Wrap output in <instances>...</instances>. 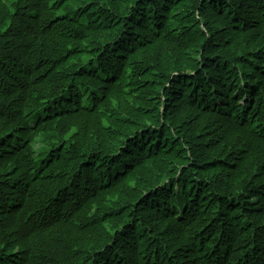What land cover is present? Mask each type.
Segmentation results:
<instances>
[{
    "label": "trees",
    "instance_id": "16d2710c",
    "mask_svg": "<svg viewBox=\"0 0 264 264\" xmlns=\"http://www.w3.org/2000/svg\"><path fill=\"white\" fill-rule=\"evenodd\" d=\"M43 1L0 0V264H264V177L233 147L264 136V0H109L89 48V10ZM198 210L214 233L181 245Z\"/></svg>",
    "mask_w": 264,
    "mask_h": 264
},
{
    "label": "rangeland",
    "instance_id": "374dc122",
    "mask_svg": "<svg viewBox=\"0 0 264 264\" xmlns=\"http://www.w3.org/2000/svg\"><path fill=\"white\" fill-rule=\"evenodd\" d=\"M106 2H110V1L87 0L82 3H77L74 2L73 0H44L42 3H40L39 6L36 5V7L44 11V15L46 18H50L51 15H54L56 17L64 15V11L61 10L62 4H68L71 7H75V9L72 10L69 14L70 17L74 16L77 19L80 17V15H82L80 11L81 6L85 7V10H89V12L85 14L86 18L84 19V21L86 25L93 24V29L92 30L85 29L84 39L81 42H79V45L89 48L90 45L92 46L94 45V41L100 40L108 43L109 40H111L113 37V31H107L105 28L106 26L105 20L106 19L113 20L115 17L114 11L110 10L108 14L104 17V19H101V17L97 15L99 9L95 8V5L97 4L103 5ZM146 6L147 4L145 5V7ZM145 7L143 9H145ZM142 13L143 12L141 11V15ZM115 99L120 103L121 95L116 97ZM132 103L135 104L134 100H132L131 97H127L123 105L127 104L128 107ZM118 107H120V109H117L115 111L116 113H121L122 118L125 117L123 114H127L128 112H130L129 108H124V107L121 108L119 104ZM119 123H120V119L115 121H104L102 122L101 125L98 123L96 127H92V137L96 135L107 134L105 130H103L104 127L116 126ZM259 127L262 128V124ZM257 135L258 134L255 132V130L243 127L240 137L233 143V147H235V149H237L238 152V165L235 167L234 170H238L239 168H244V169L250 168L251 170H257L256 174H259V176L264 177V172L259 173L262 167V163L264 162V136H257ZM178 156L179 154H176L175 158ZM187 156H188V164L185 166L187 167L189 166L190 168H192V162L189 161V158L192 155L188 151H187ZM27 191H28V185H24L21 189V198H25ZM42 212L43 211H39L38 215H35L34 213L27 214L29 220L27 227L30 232L33 231V227L37 226V224H44V222L41 220V217L44 216ZM214 227L216 226H214L213 221L208 217L205 218V213L198 210L191 216V221L187 223L186 219L183 220L181 223L177 225L176 230H177V234L181 236L180 238L182 242L181 245H186L190 240L196 239L197 236H204V234H213L214 232L211 229H213ZM194 232L197 233V235H195V237H191ZM29 238L30 236L28 237L26 236V240H25V243L27 244L26 248L29 252L35 253L32 247L30 246L28 240ZM172 239L177 240V237H174ZM195 243H199L203 245L206 244L205 249L206 250L209 249L210 253L217 251L218 243L217 241H215V239L210 241L209 238L200 237L198 240L195 241ZM253 252L255 258L258 259L259 255L255 249H253ZM229 253H230V249L227 251L226 255L228 256ZM21 257H22L21 259H25L27 255L22 253ZM162 262L163 264H176L174 260V256L171 255L163 258Z\"/></svg>",
    "mask_w": 264,
    "mask_h": 264
},
{
    "label": "bare ground",
    "instance_id": "6f19581e",
    "mask_svg": "<svg viewBox=\"0 0 264 264\" xmlns=\"http://www.w3.org/2000/svg\"><path fill=\"white\" fill-rule=\"evenodd\" d=\"M211 91V90H210Z\"/></svg>",
    "mask_w": 264,
    "mask_h": 264
}]
</instances>
